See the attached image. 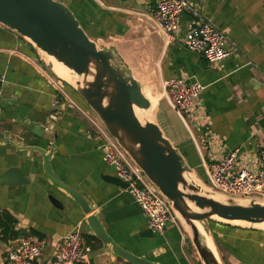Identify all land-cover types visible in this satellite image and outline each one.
<instances>
[{
    "label": "crops",
    "instance_id": "obj_1",
    "mask_svg": "<svg viewBox=\"0 0 264 264\" xmlns=\"http://www.w3.org/2000/svg\"><path fill=\"white\" fill-rule=\"evenodd\" d=\"M61 1L90 39L117 52L151 100L156 124L197 178L205 179L204 164L212 158L209 152L240 149L257 168L256 156L264 150V0H186L189 8L171 41L151 19L159 0ZM192 10H199L202 19L224 34L225 48L232 54L222 62L211 65L183 46ZM181 77L205 87L199 99L205 128L188 130L166 99L163 83ZM57 88L64 89L82 112L51 109ZM171 115L188 138L172 130L167 119ZM95 117L72 89L49 73L27 42L0 25V141L9 138L23 147L49 149L51 140L53 174L92 205L91 214L97 213L116 244L156 264H200L178 225L168 224L162 235L140 236L149 230L146 218L125 189L107 181L116 176L104 163L100 140L87 119ZM207 132L220 139V147L209 148L201 141ZM12 168L26 182L0 184V217L8 214L14 219L13 230L20 237H35L30 235L35 233L47 241L49 254L51 247L80 225L87 241L91 235L82 212L47 179L38 153L0 144V178ZM208 225L222 264H264V230L214 221ZM8 242L0 233V264H4ZM100 248L101 244L93 250L90 264ZM114 264L124 263L116 260Z\"/></svg>",
    "mask_w": 264,
    "mask_h": 264
},
{
    "label": "water",
    "instance_id": "obj_2",
    "mask_svg": "<svg viewBox=\"0 0 264 264\" xmlns=\"http://www.w3.org/2000/svg\"><path fill=\"white\" fill-rule=\"evenodd\" d=\"M0 25L27 42L39 57L43 52L82 78L76 86L59 79L41 57L49 73L73 90L167 201L188 232L200 264H222L216 250L217 257L206 243L208 236L214 245L210 221L228 225H233L232 222L264 223V201L229 197L208 188L221 197L216 200L208 193L210 191H201L186 179L185 176L193 171L180 151L156 123H141L136 117L135 108L147 110L150 107L140 83L114 49L99 46L89 38L79 19L64 3L57 0H0ZM11 105L16 107L14 102ZM0 144L40 155L47 179L82 212L83 223L90 235L101 244L99 253H93L94 264H114L116 260L124 264H156L116 244L97 213L91 214L92 205L53 174L50 157L54 143L51 140L48 141L49 149L23 147L9 138ZM107 181L121 189L127 188V184L116 177H108ZM25 182L21 172L13 168L0 178V184L21 185ZM197 223L206 235L198 230ZM140 236L149 238L153 233L147 230Z\"/></svg>",
    "mask_w": 264,
    "mask_h": 264
},
{
    "label": "built area",
    "instance_id": "obj_3",
    "mask_svg": "<svg viewBox=\"0 0 264 264\" xmlns=\"http://www.w3.org/2000/svg\"><path fill=\"white\" fill-rule=\"evenodd\" d=\"M188 8L189 3L186 0L157 2L151 19L167 41L173 39L179 19ZM191 16L182 39L185 49L205 59L211 65L229 57L232 51L225 48L224 34L202 19L199 10H192ZM163 89L170 107L188 130L193 126L205 128L207 123L199 104L205 87L189 78L181 77L165 81ZM56 91L51 109L81 111L80 106L66 94L64 89L57 88ZM87 119L93 125L100 140L99 149L102 151L104 163L112 167L115 176L127 184L125 191L141 209L148 229L152 233L162 235L168 224L177 226V219L167 201L110 136L99 119L97 117ZM201 139L209 148L220 147L217 145L220 139L210 132L205 133ZM196 147L198 149L197 145ZM209 154L212 156L211 162L204 164V183L208 188L234 198L264 197V150L256 156L257 168L250 164L252 159L245 156L240 149L224 154L216 152ZM8 243L4 264H90V256L93 252L92 243L85 241L80 225L51 247L49 254H47V241L43 238L20 237Z\"/></svg>",
    "mask_w": 264,
    "mask_h": 264
},
{
    "label": "bare ground",
    "instance_id": "obj_4",
    "mask_svg": "<svg viewBox=\"0 0 264 264\" xmlns=\"http://www.w3.org/2000/svg\"><path fill=\"white\" fill-rule=\"evenodd\" d=\"M45 60V62H47L50 66H51V70L52 72L61 80L73 85V86H76V83L79 82L81 83L82 82V78L80 77H77L74 73H72L70 70H68L66 67H64L61 63H58L54 58L52 57H49L47 56L45 53L43 52H40ZM142 91H143V88H142ZM143 94L144 96L148 99V101L150 102V107L147 109V110H140V109H137L135 108V114H136V117L138 118V120L143 123L145 121H152V102L151 100L145 95L144 91H143ZM186 179L189 181V182H192L194 183L195 185H197L198 187H200V190L201 191H210L208 189V187L205 185L203 186L201 184V181L198 180V178H196V176L194 175V173H191V174H188L185 176ZM210 193L213 198H215L216 200H221V197L219 196V194L217 193H213V192H208ZM179 216V215H178ZM217 219V218H215ZM219 220V219H218ZM182 221V220H181ZM233 225H240V226H245V227H254V228H257V229H262L264 230V223L262 224H256V225H251V224H248V223H244V222H232ZM196 226L198 227V230L203 234V235H206L201 227L200 224H196ZM206 243H207V246L209 249L212 250V252L214 253V255L216 256V252H215V248H214V245L211 241V239L206 236ZM217 257V256H216Z\"/></svg>",
    "mask_w": 264,
    "mask_h": 264
},
{
    "label": "trees",
    "instance_id": "obj_5",
    "mask_svg": "<svg viewBox=\"0 0 264 264\" xmlns=\"http://www.w3.org/2000/svg\"><path fill=\"white\" fill-rule=\"evenodd\" d=\"M60 1L62 3H64L61 0H57ZM65 4V3H64ZM66 5V4H65ZM67 6V5H66ZM68 7V6H67ZM69 8V7H68ZM70 9V8H69ZM71 10V9H70ZM87 34V33H86ZM88 35V34H87ZM76 95V94H75ZM77 96V95H76ZM78 97V96H77ZM203 182H205V179L200 178ZM14 224L15 221L14 219H12L8 214H3L0 217V233H1V239L4 242H8V240H15L18 239L20 237V234L16 231L13 230L14 228ZM36 237V234H30ZM88 243H92V250H94L95 248H97L100 243L99 241H97L94 237L92 236H88L86 237Z\"/></svg>",
    "mask_w": 264,
    "mask_h": 264
},
{
    "label": "rangeland",
    "instance_id": "obj_6",
    "mask_svg": "<svg viewBox=\"0 0 264 264\" xmlns=\"http://www.w3.org/2000/svg\"><path fill=\"white\" fill-rule=\"evenodd\" d=\"M40 56V55H39ZM41 57H43L42 56V54H41ZM44 59V58H43ZM43 61V60H42ZM45 63V62H44ZM162 108H163V105H162ZM162 113H163V111H161ZM159 114H160V112H159ZM167 119H168V121L170 122V124H171V127H172V130L175 132V133H177V135H179L181 138H188L189 137V135H188V133H187V131L185 130V128L183 127V125L180 123V121L178 120V119H176L174 116H168L167 117ZM152 122L153 123H156V114H154V116L152 115ZM192 128V127H191ZM197 178V177H196ZM198 180H200L199 178H198ZM201 181V184L203 185V186H205V183L202 181V180H200ZM259 200L260 201H264V197L263 198H259ZM177 219V218H176ZM177 224H178V226L180 227V229H181V231H182V233L187 237V240H188V242H189V244L192 246V244H191V242H190V236H189V234H188V232L186 231V229L184 228V226H183V224L179 221V220H177ZM192 249H193V252L195 253V256L198 258V255L196 254V250L194 249V247L192 246L191 247Z\"/></svg>",
    "mask_w": 264,
    "mask_h": 264
}]
</instances>
